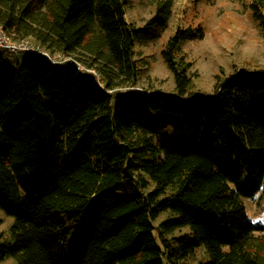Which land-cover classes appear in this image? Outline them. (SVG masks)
Segmentation results:
<instances>
[{
  "label": "trees",
  "instance_id": "trees-1",
  "mask_svg": "<svg viewBox=\"0 0 264 264\" xmlns=\"http://www.w3.org/2000/svg\"><path fill=\"white\" fill-rule=\"evenodd\" d=\"M131 0H0V24L76 62L0 49V264H264V70L241 68L195 91L179 28L161 56L175 89L136 88V43L158 39L173 0L144 26ZM264 36V0H250ZM2 221L0 220V224Z\"/></svg>",
  "mask_w": 264,
  "mask_h": 264
},
{
  "label": "rangeland",
  "instance_id": "rangeland-1",
  "mask_svg": "<svg viewBox=\"0 0 264 264\" xmlns=\"http://www.w3.org/2000/svg\"><path fill=\"white\" fill-rule=\"evenodd\" d=\"M159 0H131L126 20L144 26L154 15ZM173 10L167 28L158 39L147 33L136 43L137 58L146 68L138 89L172 92L176 83L165 65L161 51L167 40L179 28L202 26L203 38L186 42L183 53L192 63L194 90L212 93L218 80L227 78L236 70H264V36L252 20L250 0H173ZM56 60L67 61L68 56L52 54ZM67 58V60H66ZM25 54L6 57V62L16 68ZM71 61L76 62L72 57ZM249 219L264 225V194L244 200ZM0 235L13 240L11 227L14 218L0 209ZM1 264H13L12 260Z\"/></svg>",
  "mask_w": 264,
  "mask_h": 264
},
{
  "label": "built area",
  "instance_id": "built-area-1",
  "mask_svg": "<svg viewBox=\"0 0 264 264\" xmlns=\"http://www.w3.org/2000/svg\"><path fill=\"white\" fill-rule=\"evenodd\" d=\"M0 49L6 51L10 55L16 54H40L48 58L54 66L63 65L71 61H60L53 58L51 53L39 47L31 38L14 39L4 30L0 24ZM65 56V55H64Z\"/></svg>",
  "mask_w": 264,
  "mask_h": 264
}]
</instances>
